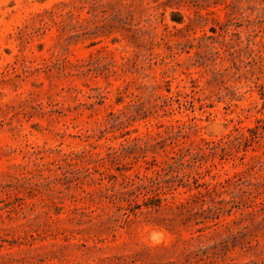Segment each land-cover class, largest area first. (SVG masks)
<instances>
[{"label":"rangeland","instance_id":"obj_1","mask_svg":"<svg viewBox=\"0 0 264 264\" xmlns=\"http://www.w3.org/2000/svg\"><path fill=\"white\" fill-rule=\"evenodd\" d=\"M0 264H264V0H0Z\"/></svg>","mask_w":264,"mask_h":264},{"label":"trees","instance_id":"obj_2","mask_svg":"<svg viewBox=\"0 0 264 264\" xmlns=\"http://www.w3.org/2000/svg\"><path fill=\"white\" fill-rule=\"evenodd\" d=\"M240 139H242V140H248L249 138H248L246 135L242 134L241 137H240ZM250 185H252V183H250L249 186H250ZM250 189H251V188H249L247 191H244V192H245V193H247V192L250 193V192H251Z\"/></svg>","mask_w":264,"mask_h":264},{"label":"bare ground","instance_id":"obj_3","mask_svg":"<svg viewBox=\"0 0 264 264\" xmlns=\"http://www.w3.org/2000/svg\"><path fill=\"white\" fill-rule=\"evenodd\" d=\"M161 233V232H160Z\"/></svg>","mask_w":264,"mask_h":264}]
</instances>
